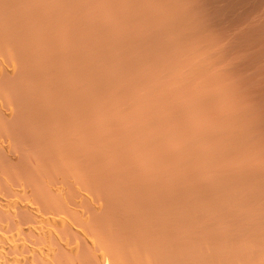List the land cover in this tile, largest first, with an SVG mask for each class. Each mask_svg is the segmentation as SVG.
I'll return each instance as SVG.
<instances>
[{
	"label": "bare ground",
	"instance_id": "obj_1",
	"mask_svg": "<svg viewBox=\"0 0 264 264\" xmlns=\"http://www.w3.org/2000/svg\"><path fill=\"white\" fill-rule=\"evenodd\" d=\"M0 264H264V0H0Z\"/></svg>",
	"mask_w": 264,
	"mask_h": 264
}]
</instances>
